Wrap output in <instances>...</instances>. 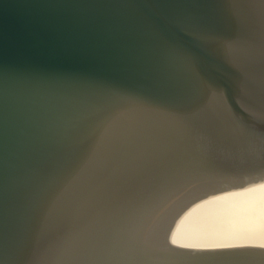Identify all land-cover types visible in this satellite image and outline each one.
<instances>
[{"label":"water","instance_id":"95a60500","mask_svg":"<svg viewBox=\"0 0 264 264\" xmlns=\"http://www.w3.org/2000/svg\"><path fill=\"white\" fill-rule=\"evenodd\" d=\"M0 264H264V0H0Z\"/></svg>","mask_w":264,"mask_h":264},{"label":"snow or ice","instance_id":"6c2138e0","mask_svg":"<svg viewBox=\"0 0 264 264\" xmlns=\"http://www.w3.org/2000/svg\"><path fill=\"white\" fill-rule=\"evenodd\" d=\"M173 242L175 243V240Z\"/></svg>","mask_w":264,"mask_h":264}]
</instances>
